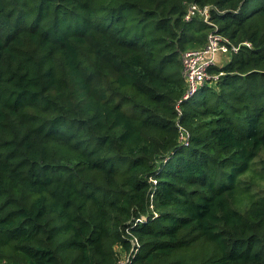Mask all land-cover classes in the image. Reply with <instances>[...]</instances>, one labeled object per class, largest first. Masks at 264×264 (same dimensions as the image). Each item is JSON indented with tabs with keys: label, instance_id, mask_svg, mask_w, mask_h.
<instances>
[{
	"label": "trees",
	"instance_id": "obj_1",
	"mask_svg": "<svg viewBox=\"0 0 264 264\" xmlns=\"http://www.w3.org/2000/svg\"><path fill=\"white\" fill-rule=\"evenodd\" d=\"M212 31L240 48L185 99ZM134 237L133 264H264V0H0V264Z\"/></svg>",
	"mask_w": 264,
	"mask_h": 264
},
{
	"label": "built area",
	"instance_id": "obj_2",
	"mask_svg": "<svg viewBox=\"0 0 264 264\" xmlns=\"http://www.w3.org/2000/svg\"><path fill=\"white\" fill-rule=\"evenodd\" d=\"M196 15H200L205 22L214 25L210 21V7H201L196 3L190 4L185 18L191 20ZM215 26V25H214ZM244 44L251 46L250 43ZM240 46L233 45L232 42L217 31H212L208 36L207 43L198 49H191L183 53V76L187 85L185 99L194 97L207 83L219 79V75L210 73V68L217 64L222 55H231L239 50ZM133 248L124 254L118 264H133L134 254L139 247L136 237L132 239Z\"/></svg>",
	"mask_w": 264,
	"mask_h": 264
},
{
	"label": "rangeland",
	"instance_id": "obj_3",
	"mask_svg": "<svg viewBox=\"0 0 264 264\" xmlns=\"http://www.w3.org/2000/svg\"><path fill=\"white\" fill-rule=\"evenodd\" d=\"M230 56L231 55H229V54L220 56L218 59V63H220V64L226 63L227 61H229Z\"/></svg>",
	"mask_w": 264,
	"mask_h": 264
}]
</instances>
